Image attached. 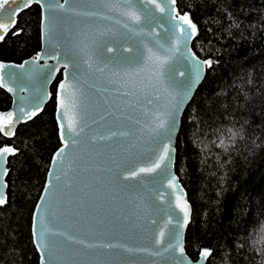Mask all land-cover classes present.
<instances>
[{
	"label": "water",
	"instance_id": "1",
	"mask_svg": "<svg viewBox=\"0 0 264 264\" xmlns=\"http://www.w3.org/2000/svg\"><path fill=\"white\" fill-rule=\"evenodd\" d=\"M43 2L60 4L63 0H43ZM93 3H96V0H69L66 7L88 10ZM31 5L39 8L38 53L42 54V57L58 56L59 61L51 58L45 61L42 58L33 64L35 56L17 64L2 62L8 65L3 70L5 78L9 79L10 74L13 73L17 74V77L9 79L8 84L15 89L14 92H9L6 87L0 88L10 98L8 109L0 111V116L5 118L0 121V125L5 131L11 129L14 133L19 125L39 115L49 101V88L60 75V80L55 86L53 112L59 146L50 156L44 182L30 219V235L37 254V264H41L42 253L45 264H176L177 261H183V264H206V260L200 261L201 251L195 260H191L185 251L184 257H180L178 247L167 252L163 251L169 243L175 244L174 236L177 232L180 233L184 248V234L190 217L188 224L181 227L183 213L175 207L177 194L187 202L191 215L185 190L174 173L175 152L172 154V163L167 171L158 170L156 173L140 174L134 178L130 176L131 172L141 167H148L155 161L156 145L146 132L142 135L136 131L139 126L126 117L138 118L143 123L145 111H151L156 107L162 109L168 103L170 97L164 88L168 87L169 82H175V87L170 89L171 91L182 92L188 87L194 75V65L200 63L203 68L200 79L192 85L189 98L181 105L178 114L176 133L172 137V145L175 148L184 109L203 80L206 65L192 51L191 42L195 35H192V30L181 20V17L187 15L179 14L175 1L173 3L172 0H165L162 3L165 8L163 13L156 10L154 5L146 4L144 7L151 15L143 22L142 30L138 33L129 32L117 25L113 33L101 38L104 44V56L111 58L107 67L113 70L122 71L128 67H137L138 64L123 63L122 58L137 55L138 52L146 56L145 45L154 52L165 55L167 49L173 48L178 42L179 50L175 51L169 62L164 65L162 69L164 84L160 86L159 91H153L148 97L153 100L151 105L141 97L140 104L128 107L129 97L121 94L123 89L118 83H109L106 78L83 77L82 88L85 96L82 100V111L85 113L84 122L87 127L79 136L72 138L76 141L75 144L72 140H68L65 131L67 140L65 147V142L60 136V121L57 119V94L59 85L65 80L63 64L71 55L69 41L75 30L85 24H92V20L88 17L74 16L63 10L49 12L47 15L51 19V32L46 35L48 21L44 20L45 9L36 3ZM18 7H22V0L16 2L9 0V3L0 9V23L10 24L11 20H16L14 13ZM25 9L27 8H23L22 11ZM101 23L108 26L113 24L111 21ZM180 27L185 29L187 36L180 32ZM11 29L12 27L9 31ZM159 45H163V49L159 48ZM108 47H112L114 51L108 52ZM126 48H131L133 51L126 52L124 51ZM21 64H24L23 69L19 67ZM57 66L60 67L59 72L55 71ZM68 71L71 73V67ZM182 72L183 76L180 75ZM108 76L110 77V73ZM21 88L25 90L21 91ZM157 96L158 100L155 99ZM20 108H23L24 112H20ZM34 110L36 115L31 116ZM9 112L14 113V121L17 116L19 117L18 122L12 125L7 123ZM106 112H110L111 115H105ZM125 130L133 134L124 137L110 135L112 132ZM0 135L5 139H11L14 134L5 135L4 132H0ZM101 136L110 138L99 139ZM60 149H64L63 155L56 158V162L53 163ZM3 169H6V163L0 168V172ZM172 176L176 177L177 187L183 190L182 193L173 192L167 186ZM4 185L2 179L0 194L5 198ZM38 204L39 215L45 217L46 224L53 233L62 232L90 243H111L121 247L83 248L62 235L49 234L47 250L38 249L33 237L34 216H37V233H39ZM170 217L171 223H169ZM161 231L164 232V240L158 245L156 240ZM125 247L135 251H125ZM158 252L161 254H155Z\"/></svg>",
	"mask_w": 264,
	"mask_h": 264
},
{
	"label": "trees",
	"instance_id": "2",
	"mask_svg": "<svg viewBox=\"0 0 264 264\" xmlns=\"http://www.w3.org/2000/svg\"><path fill=\"white\" fill-rule=\"evenodd\" d=\"M196 25L195 55L212 62L184 109L175 140L174 173L191 208L184 251L206 264H264V0H174ZM39 8L16 15L0 41V63L39 52ZM57 76L42 112L19 125L8 154L0 205V264H37L30 219L51 154ZM10 98L0 90V111Z\"/></svg>",
	"mask_w": 264,
	"mask_h": 264
},
{
	"label": "snow or ice",
	"instance_id": "3",
	"mask_svg": "<svg viewBox=\"0 0 264 264\" xmlns=\"http://www.w3.org/2000/svg\"><path fill=\"white\" fill-rule=\"evenodd\" d=\"M16 2V0H12ZM165 0H96V3L90 5L88 10H82L77 8H67L66 5L69 4V0H63L60 4H45L43 0H22V7H18L14 15H18L23 8H28L32 3L38 4L42 9H45L44 20L48 21L46 35L51 32V19L47 15L49 12H55L57 10H63L77 17H88L92 20V24H85L83 27L75 30L69 43L71 53L70 57L64 62L63 68L65 71V80L59 85V92L57 94L58 108H57V119L60 121V136L61 140L65 142V147H67V140L65 139V131L68 134V140H72L75 144L76 141L72 139L74 136H79L87 127L84 122L85 113L82 111L83 104L82 100L85 93L82 88V79L85 76H93L97 78H106L109 83L119 84V87L123 89L121 93L124 96L129 97L127 103L128 107H134L140 104L141 97H143L147 104L151 105L153 103L152 99L148 97L152 95L153 91H159L160 86L164 84L162 78V69L171 59L175 51H178L177 45L173 48L167 49V54L161 55L159 52H154L152 48L145 45L147 55L138 52L137 55L124 57L122 62L132 65L138 64L137 67H128L120 70H113L107 67L111 58L104 56V44L101 38L113 33L114 27L117 25L122 26L129 32H139L142 30L143 22L148 20L150 17V12L144 7L146 4H151L155 6V9L163 13L165 8L162 6ZM174 3V0H172ZM9 0H0V9H3ZM181 20L186 24L191 30L192 35L196 34V25H194L191 20L187 17H181ZM103 21L113 22L112 26L102 25ZM16 26V20H11V23H0V40L4 39V35L7 34L10 27ZM139 26V27H138ZM180 32L187 36V32L183 27H180ZM154 31V30H153ZM159 48L163 49V45H159ZM108 52H113L112 47L107 48ZM126 52H132L131 48L124 49ZM139 57V59H138ZM44 58L47 61L48 58L55 59L59 61L58 56L42 57V54L37 53L35 59L32 61L35 64L40 59ZM142 60V63L140 61ZM27 63V62H25ZM207 67L211 68L212 62L210 60L202 62ZM104 65V66H101ZM8 65L0 63V88H7L9 92H14L15 89L9 87V79L17 77V74H10L9 79L5 78L3 70ZM20 68H24V64L19 65ZM71 67V73H69V68ZM56 72L60 71V67L55 68ZM203 68L200 63L194 65V75L191 81L182 92L176 93L170 89L175 87V82H169L168 87L164 88V91L170 97L168 103L164 105L161 109L156 107L151 111H145V120L142 123L140 119L134 118L132 116L126 117V119L132 120L135 125L139 127L136 131L140 132L142 135L146 132L149 138L156 145L154 151L156 152L155 161L148 167H141L137 171L130 173L131 177L139 176L140 174H152L156 173L158 170L165 172L169 169L172 163V154L175 152V148L172 145V137L176 133L178 124V114L181 111V105L189 98V93L191 91L192 85L197 83L200 79ZM114 77L116 79H111ZM51 75V73H50ZM181 76L184 73H180ZM69 77H71L69 79ZM21 91L25 89L21 88ZM159 99V97H155ZM20 112H24L23 108L19 109ZM27 115V113H25ZM36 111L31 112V116H35ZM105 115H111L110 112H106ZM14 113L9 112L7 114V123L9 125L18 122L19 117L13 120ZM31 118V117H29ZM103 118V117H102ZM5 118L0 116V121ZM0 132H4L5 135L14 134L11 129L5 131L4 127L0 125ZM133 133L130 131H120L112 132L110 135L115 136H129ZM109 136H101L99 139H109ZM94 140L96 138H93ZM64 149H60L57 152L56 157L53 159V163L56 162V158L63 155ZM8 154H15L12 147L0 148V168H3L4 163L7 161ZM7 169H3L0 172V181H2L3 176L7 175ZM51 175V173H50ZM128 178V177H126ZM167 186L173 190V192L182 193V189H178L176 177L172 176L168 180ZM6 187V185H4ZM47 191V188L45 189ZM43 200V197L41 198ZM5 198L0 194V205L4 204ZM175 207L178 208L183 213V224L184 227L189 222L190 209L186 201L182 200L181 195L177 194ZM40 205H37V215L39 216V233H37V216L33 218V237L37 244L38 249L47 250V236L49 234L62 235L65 239L81 245L83 248H93V247H106L114 248L121 247L117 244H94L87 242L83 239H75L65 233H53L52 230L47 226L45 217L39 215ZM169 223H171V217L169 218ZM179 223V222H178ZM175 244L169 243L167 247L163 249L167 252L169 249L177 248L180 257H184V248L180 239V233L177 232L174 236ZM164 240V232L159 233V237L156 240V244H161ZM125 251H135L133 249H128L125 247ZM157 255L161 253H155ZM211 255L210 250L204 249L200 252V261L203 262ZM41 264H45L43 253L41 254ZM176 264H183V261H177Z\"/></svg>",
	"mask_w": 264,
	"mask_h": 264
}]
</instances>
